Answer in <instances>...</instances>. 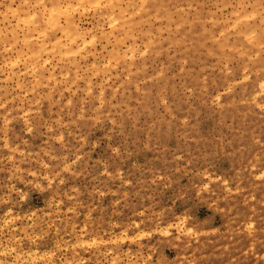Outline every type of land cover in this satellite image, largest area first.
<instances>
[{
    "label": "rangeland",
    "instance_id": "1",
    "mask_svg": "<svg viewBox=\"0 0 264 264\" xmlns=\"http://www.w3.org/2000/svg\"><path fill=\"white\" fill-rule=\"evenodd\" d=\"M0 264H264V0H0Z\"/></svg>",
    "mask_w": 264,
    "mask_h": 264
},
{
    "label": "bare ground",
    "instance_id": "2",
    "mask_svg": "<svg viewBox=\"0 0 264 264\" xmlns=\"http://www.w3.org/2000/svg\"><path fill=\"white\" fill-rule=\"evenodd\" d=\"M110 3V2H109ZM52 9V8H51ZM50 14V13H49ZM52 17H54V16H52ZM57 17V16H56ZM54 18H52L51 20H50V22H52V20H53ZM57 19V18H56ZM67 21V20H66ZM53 22H56V20L55 21H53ZM44 23H46V22H44ZM49 23V22H48ZM51 24H53V23H51ZM47 25V24H46ZM74 28V27H73ZM76 30V29H75ZM250 32V31H249ZM252 32V31H251ZM82 42V41H81ZM38 49H40V48H38ZM43 65V64H42ZM262 83V82H261ZM263 85V84H262Z\"/></svg>",
    "mask_w": 264,
    "mask_h": 264
}]
</instances>
